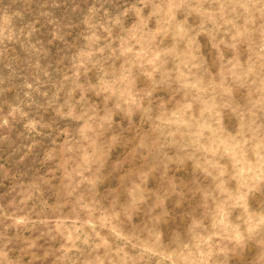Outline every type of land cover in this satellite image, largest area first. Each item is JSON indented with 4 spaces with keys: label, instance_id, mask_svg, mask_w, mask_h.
<instances>
[{
    "label": "rangeland",
    "instance_id": "rangeland-1",
    "mask_svg": "<svg viewBox=\"0 0 264 264\" xmlns=\"http://www.w3.org/2000/svg\"><path fill=\"white\" fill-rule=\"evenodd\" d=\"M0 264H264V0H0Z\"/></svg>",
    "mask_w": 264,
    "mask_h": 264
}]
</instances>
